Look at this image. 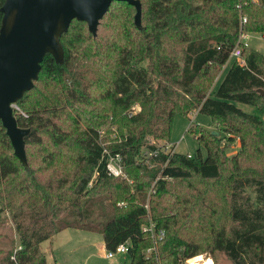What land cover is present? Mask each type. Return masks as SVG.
Wrapping results in <instances>:
<instances>
[{
	"label": "trees",
	"instance_id": "16d2710c",
	"mask_svg": "<svg viewBox=\"0 0 264 264\" xmlns=\"http://www.w3.org/2000/svg\"><path fill=\"white\" fill-rule=\"evenodd\" d=\"M141 2V27L135 5L114 0L97 34L74 18L63 60L46 53L17 100L27 115L14 109L30 128L26 162L0 118V264H48L44 241L68 227L101 232L107 249L130 240L126 264H181L203 251L264 264V120L236 103L264 113V54L240 39L264 31V0ZM237 45L244 62L211 92ZM194 109L224 131L201 130L207 155L167 147L175 113ZM151 220L165 235L147 256Z\"/></svg>",
	"mask_w": 264,
	"mask_h": 264
},
{
	"label": "water",
	"instance_id": "95a60500",
	"mask_svg": "<svg viewBox=\"0 0 264 264\" xmlns=\"http://www.w3.org/2000/svg\"><path fill=\"white\" fill-rule=\"evenodd\" d=\"M114 0H5L0 28V118L15 152L27 161L25 135L29 127L18 125L12 103L34 86L46 53L63 60L61 35L77 18L88 22L97 34L101 18ZM135 5V22L142 26L141 0ZM264 95V88L260 89Z\"/></svg>",
	"mask_w": 264,
	"mask_h": 264
},
{
	"label": "rangeland",
	"instance_id": "374dc122",
	"mask_svg": "<svg viewBox=\"0 0 264 264\" xmlns=\"http://www.w3.org/2000/svg\"><path fill=\"white\" fill-rule=\"evenodd\" d=\"M245 32L247 35L244 37V41L248 42L251 46L255 47L256 50L264 54V31L247 29ZM235 59L240 60V58L232 52L229 61L222 67L214 82L211 84V92L217 89ZM236 103L246 111L260 115L264 120V113L261 112L257 106L239 101ZM203 128L207 130H219L224 133L220 126H216V122L210 114L203 113L197 109L192 110L189 115H186L181 111H177L173 118L171 138L167 147L170 148L174 145L177 151L191 154H195L199 149H201L202 153L207 155L206 146L203 143H200L197 139V136L201 133ZM239 145L240 140L237 139L231 143V146L228 148V152L230 154L237 152ZM69 231H71V229H69ZM84 232L86 234H90L94 238L84 240L82 238L80 239L78 237L70 236L63 239V236L67 234L66 232L60 235L62 239L57 237L58 243L62 244L63 241L64 245L62 249L60 248L58 253V262L60 264H126L130 262L131 256L129 252H118L113 257L107 256V252L109 251L107 247L104 246L103 250V248L99 247L98 244V241H103L104 238L101 232ZM16 237L17 240H19L18 235ZM96 241L98 243H96ZM47 243H49V240H46L44 245ZM200 254H202L201 256L204 259L210 260L211 262L213 261V264H233L231 260L223 254H219L217 260L208 251H203ZM196 260H199V258ZM48 264H56L51 255L48 256Z\"/></svg>",
	"mask_w": 264,
	"mask_h": 264
},
{
	"label": "built area",
	"instance_id": "2783aa9c",
	"mask_svg": "<svg viewBox=\"0 0 264 264\" xmlns=\"http://www.w3.org/2000/svg\"><path fill=\"white\" fill-rule=\"evenodd\" d=\"M246 21H247V16L242 14L241 15L242 26ZM246 35H247V33L245 31H242L240 39L244 40V37ZM233 53L235 55H237L242 62H244V58L241 57V48L239 45H237L235 47ZM12 107H13V109H17L20 112H22L23 115H27V112H25L20 107V105L17 103V101L12 103ZM172 146H174V145H172ZM108 169H109V172L114 174V175H119L122 173V158L119 154H117L116 156H114L110 159V161L108 163ZM143 227L145 230H148L151 232V235L153 238V243L146 248V255L150 256L152 254H156L157 253L158 240L163 238V236L165 235V230L163 228H157L156 224L153 220H151L148 223H145ZM130 246H131L130 240H126L124 242H121L114 249H108L109 251L107 252V256L113 257L118 252H128L130 249ZM201 255L202 254L191 256V257L187 258L181 264H186V262H187V264H213V261L211 262L210 260H206ZM198 258H199V260H196ZM193 260H196V261H193Z\"/></svg>",
	"mask_w": 264,
	"mask_h": 264
},
{
	"label": "crops",
	"instance_id": "0c3cea01",
	"mask_svg": "<svg viewBox=\"0 0 264 264\" xmlns=\"http://www.w3.org/2000/svg\"><path fill=\"white\" fill-rule=\"evenodd\" d=\"M69 229H71V231H69ZM64 230H67V231H64ZM63 231L67 233L65 236H63V239H65L66 237H70V236L78 237L80 239L82 238L84 240H86V239H89L90 240V239H93L94 238L90 234H86L84 232V231H88V232H94V231L87 230V229L76 228V227H68V228H65V229L59 231L58 233H56L52 239H48L49 240V243H47L45 245L43 243L44 250L46 251V254H47V258H48L49 255H51L54 258L56 264H60L58 262V260H59L58 253L60 251V248L62 249L64 247L63 241H62V244H59L58 243V238H61L60 235L62 233H64ZM76 240H78V239H76ZM98 242L96 241V243L99 244V247L103 248V250H104V246L106 247L104 238H103V241L102 240H99Z\"/></svg>",
	"mask_w": 264,
	"mask_h": 264
}]
</instances>
